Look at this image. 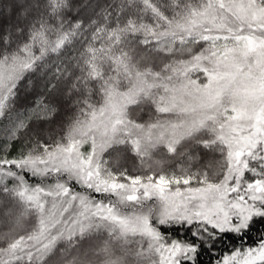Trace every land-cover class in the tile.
Returning a JSON list of instances; mask_svg holds the SVG:
<instances>
[{
  "label": "snow or ice",
  "instance_id": "1",
  "mask_svg": "<svg viewBox=\"0 0 264 264\" xmlns=\"http://www.w3.org/2000/svg\"><path fill=\"white\" fill-rule=\"evenodd\" d=\"M232 240L216 264H264V0H0V264H202Z\"/></svg>",
  "mask_w": 264,
  "mask_h": 264
},
{
  "label": "trees",
  "instance_id": "2",
  "mask_svg": "<svg viewBox=\"0 0 264 264\" xmlns=\"http://www.w3.org/2000/svg\"><path fill=\"white\" fill-rule=\"evenodd\" d=\"M41 89L39 86L36 87L35 90L30 88L25 81L24 85L20 88L19 98H18V107L23 109L25 107H33L35 104V100L38 98ZM58 114L51 118V121H44L42 124V128L44 129V139L46 142L51 143L53 139H58L60 136L64 134L66 130L67 124L75 112V109L71 107L70 104H59L57 105ZM156 114L153 111H140L137 110L132 114V118L137 120L140 123H146L150 120L155 119ZM35 123V122H34ZM51 136V139H49ZM24 141H21L16 144L15 148L10 149L11 154L14 156L16 153L21 150V145ZM107 159L110 160L111 166L114 169H128V171L133 174H142L141 173V164L140 160L135 157L131 152H112L111 156H106ZM159 155H154V160L159 159ZM218 156H214L213 154L209 153L208 156L197 165V167H206L211 170L216 167V161ZM147 163H152V161H148ZM155 166V165H154ZM167 170L171 171L175 168V164L171 166H166ZM195 170V169H194ZM148 168L147 164L143 168V173H147ZM183 187V185H181ZM82 190V189H81ZM257 238V233L253 232L250 238L246 241L248 245H251L255 242ZM239 242L236 240H232L230 243L225 241L224 244H218L216 246V250L211 254H203L202 255V264H214L216 261L221 260V258L228 253L230 250L233 249V246H238ZM59 259V253L50 258L49 264H57Z\"/></svg>",
  "mask_w": 264,
  "mask_h": 264
},
{
  "label": "rangeland",
  "instance_id": "3",
  "mask_svg": "<svg viewBox=\"0 0 264 264\" xmlns=\"http://www.w3.org/2000/svg\"><path fill=\"white\" fill-rule=\"evenodd\" d=\"M88 147H89L88 145H85V146H84V150H85V151L88 150ZM77 190H81V189L77 188ZM157 203H158V201H157L155 198H153V200L149 202L150 205H151V204H157ZM232 250H233V249H232ZM232 250H230V251H229L228 253H226L225 255H230V253L232 252ZM225 255H224V256H225ZM224 256H223V257H224ZM223 257L221 258V260L223 259ZM214 264H216V263H214Z\"/></svg>",
  "mask_w": 264,
  "mask_h": 264
}]
</instances>
